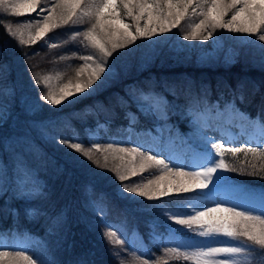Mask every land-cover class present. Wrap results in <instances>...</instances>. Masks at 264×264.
Segmentation results:
<instances>
[{
    "label": "trees",
    "instance_id": "trees-1",
    "mask_svg": "<svg viewBox=\"0 0 264 264\" xmlns=\"http://www.w3.org/2000/svg\"><path fill=\"white\" fill-rule=\"evenodd\" d=\"M2 18L0 95L9 102L10 113L1 129L10 130L13 124L25 126L33 119H41L44 123L40 131L48 133V137L47 142L34 140V145L27 140L0 141V251H27L25 255L31 256L37 264H141L143 260L150 264L158 261L163 264L165 260L168 264H192L182 257L173 259L174 254L166 252L175 247L181 252H190L200 246L194 243V231L171 219L175 214L173 207L189 209L182 204L190 197V192L161 200L130 197L129 193L121 195L117 191L120 181L111 171L121 162L113 159L111 150H104L113 142L117 148L130 146L133 135H128V126L135 129V133L141 128L154 130L159 122H167L198 149L188 134L190 124H197L192 117L197 109L221 116H226L229 110L241 112L258 126H264V42L239 44L235 33L217 29L225 43L237 48L233 61L226 60L222 54L203 59L197 50V40H192L190 45L188 40L176 36L182 29L179 26L171 35L157 34L151 40L141 38L114 52L108 58L113 72L104 87L103 84L91 93L54 105L50 111H39L34 105L27 109L21 105L23 102L15 89L21 63L17 68L11 55L16 53L27 65V71H32L30 81L34 85L38 84L35 73H46L54 66L66 68L50 89L35 87L28 92L36 103L50 104L41 97L49 90L59 93L61 83L77 78L72 72L83 65L79 56L87 54L88 51L81 49L87 42L81 43L82 36L71 38L90 24L63 25L50 32L48 36L68 37L62 40L59 49H49L39 41L25 44L26 50L18 47L14 52L11 46L1 43L8 36ZM202 18L199 16V20ZM186 32L191 30L180 33L184 36ZM166 35H170L171 40L160 43ZM152 41L160 45L150 52ZM152 94L165 96L169 113L166 117L157 116L146 106L145 110L140 108L139 102H146ZM29 110H32L30 115ZM13 116L18 119L12 120ZM91 130L96 131L95 136L88 134ZM73 133L85 140L86 149L91 148L92 160L58 143L61 138L72 137ZM88 140L99 141L100 152L92 148ZM251 142L257 144L253 147H264V139ZM229 147L232 146L225 148ZM225 159L229 164L235 163L230 154H226ZM238 159L243 162L244 155L240 154ZM248 160L258 169L262 164L251 153ZM247 171L252 169L249 167ZM17 174H21L23 181L14 178ZM233 176L260 184L264 190V173L247 175L236 171ZM33 177L41 180L39 187ZM109 226L114 231H124L123 245L108 243L103 234ZM5 237L6 242L2 240ZM14 264L26 262L18 259ZM244 264H264V250L256 248L248 252Z\"/></svg>",
    "mask_w": 264,
    "mask_h": 264
},
{
    "label": "snow or ice",
    "instance_id": "snow-or-ice-1",
    "mask_svg": "<svg viewBox=\"0 0 264 264\" xmlns=\"http://www.w3.org/2000/svg\"><path fill=\"white\" fill-rule=\"evenodd\" d=\"M0 12L15 17L37 13V18L30 21L4 25L8 35L18 40L20 46L43 41L46 46L56 48L57 42L47 39L54 29L69 24H90L85 31H77L71 39L82 36L81 43L87 42L85 48L95 49L100 58L97 60L94 54H81L79 59L84 63L76 72L77 81L74 84L69 81V84L60 88L59 93L49 90L41 97L51 105H60L73 96L78 98V94H86L89 89L94 91L93 85L101 81L102 75L110 70L107 67L108 58L114 52L134 44L138 39H150L157 34L170 32L192 15L203 18L190 25L191 32L184 35L185 40L206 41L212 38L217 29H223L231 33L247 34L264 42V0H0ZM229 15L230 18L226 20ZM126 19H130L131 23L125 22ZM25 31L27 39L24 38ZM81 76L86 78L81 80ZM49 79L45 77V81ZM58 143L88 160L93 159L91 148H85V140L77 133H73L70 138H61ZM88 143L100 152L99 141L88 140ZM114 143H108L104 151L111 150L113 159L121 162L111 169L120 181L121 191L148 200L203 192L215 179H224L216 175L218 171H239L247 175L264 173V147L245 145L225 148L223 142H212L214 155L211 152L208 154L207 162L199 171H185L182 167L170 166L165 159L150 151H141L139 147L117 148ZM249 153L262 162L259 169L248 160ZM226 154H230L235 163L226 162ZM240 154L244 155L243 162L238 159ZM104 158L107 161L108 157ZM249 167L252 171H247ZM150 169H158L161 174L145 183L143 174ZM138 175L141 176V182L132 181ZM126 180L130 183H125ZM171 219L201 237L213 240L223 237L233 242L221 246H195V250L190 252H181L179 247L166 249V252L174 254L173 259L179 260L182 257L185 261H192V264H244L248 252L256 248L264 250V210L260 215H254L218 203L215 207H204L202 210L194 208L191 214L179 211ZM117 231L109 226L103 235L108 243L123 245L124 240L117 235ZM18 259L26 264H37L22 251H0V264H14ZM141 264L150 262L143 260ZM163 264H168V261H163Z\"/></svg>",
    "mask_w": 264,
    "mask_h": 264
},
{
    "label": "rangeland",
    "instance_id": "rangeland-1",
    "mask_svg": "<svg viewBox=\"0 0 264 264\" xmlns=\"http://www.w3.org/2000/svg\"><path fill=\"white\" fill-rule=\"evenodd\" d=\"M38 11L39 9H37V12ZM2 16L4 18H2ZM5 17L8 18L9 22L7 21V18ZM1 18L4 20L3 22H5V25L8 23H12L13 25H15L17 22L23 23L26 21H30L34 18H37V13L34 12V13H31V15H22L19 17H15L7 13L0 12V19ZM229 18H230V15L229 17H226L225 19L227 20ZM125 22L131 23L130 19H126ZM198 22H199V16L192 15L190 19H186L181 22L180 26L182 27V29H180L179 31L182 32V31L191 30L190 25L193 23H198ZM141 26H143V21L141 22ZM173 30L174 29H172L170 32H167L166 34L170 33L171 35ZM216 31L214 32L212 38H210L209 40H206V41L197 40V47H198L197 50H198L199 55L203 59H207L208 56L222 54L225 56L226 60L233 61L232 59L235 56V52H237V48L235 46H231V44L225 43L222 36L219 33H217L219 31L217 32ZM180 32H177L176 36L183 38L184 36ZM186 33H189V32H186ZM25 35H27V31H25ZM170 35H166L163 38V40H161L160 43H164V42L171 40ZM235 36L239 44H241L242 42H247V41H252V42L255 40L257 41L255 37L249 36L247 34L235 33ZM65 38L67 39L68 37L64 36V38H62L61 35L59 34H51L50 36H48L47 39L51 42H57L58 46L56 48L59 49L61 47L62 40H64ZM152 38H155V36H153ZM152 38L147 39V40H151ZM183 41L185 43V40ZM186 42L190 45L192 44V40L191 41L188 40ZM1 43L5 46H11V50L14 52L18 50V47H20V49L22 50H26V48H28V46L26 45L20 46L18 43V40L10 37L9 35L6 36V38H4V41ZM42 45H45L43 41H42ZM151 45H152V48L150 52L154 51L160 44L154 43L152 41ZM48 48L50 49V47ZM81 49L84 51H88L87 54H94L96 59L99 60L100 58L99 54L96 52L95 49H92L90 47L81 48ZM10 59L12 63L17 66V68H18V65L21 63V65L18 68L19 76H18V80L15 83L16 84L15 89L18 90L19 100L20 102L21 101L23 102L21 104L23 108L27 109L28 107H31L34 105V107H36L35 109H38L39 111H50V109L54 105H50L45 102L38 104L36 103V101H34V99H32L29 96L30 93L28 92L35 87H42V88H46L47 90L50 89L51 86L56 83L57 78L63 74V69L66 70V68L63 67V65H61L63 68L54 66V67H51V69H49L48 71H46V73H40L39 75L35 73V75H37V79L40 82L37 85H34L30 81V76H32L33 73L32 71H27V65L23 63L24 61L22 62V60L16 53H13ZM113 65H114V62H113ZM107 67L110 70L102 75L101 81H97V84L93 85V89L100 88L103 84H104L103 85L104 87L109 82L107 78L111 76L113 69L112 67H109V65H107ZM113 68L115 69V67ZM76 72L77 70L72 73L76 75ZM45 77H49L50 79L45 81ZM85 78L86 76H81L79 79L83 80ZM0 79H1V76H0ZM106 80L108 82H106ZM76 81H77V78L71 82L72 84H74ZM65 84H69V81L61 83L60 88L63 87ZM5 90L7 92L8 88H6ZM91 92H93L92 89L87 90V93H91ZM82 95H85V94L84 93L78 94V97ZM76 97L77 96L70 97L69 100L75 99ZM69 100H65L63 102H67ZM139 105L141 109H143L145 106L148 107L149 109H153L156 112L157 116L160 115L161 117H164V116L166 117L167 114H169L168 109L166 107V99L164 95L159 96V95L152 94L151 97L148 100H146V102L145 101L139 102ZM145 109L146 108H144L143 110ZM207 112L208 114L213 113L210 110ZM9 113H10L9 112V102H7L0 95V132L2 134L0 137V141L2 140V143L4 142L9 143L11 141L15 143H20L22 141L27 140L33 143L34 145L35 144L33 142L34 140L37 142H41V141L47 142L48 133H44L40 131V128L42 124L44 123L42 122L43 120L41 119L40 120L33 119L31 123L26 124L25 126L13 124L12 129L10 130L1 129V125L4 123L7 117H9ZM30 113H32V110H29L27 112V114L29 115ZM216 115L218 114L216 113ZM232 116H234L235 119H232ZM36 117H39V116H36ZM193 117L194 118H199V117L206 118L207 117L208 119H210L209 116H203L199 114L198 112L194 114ZM16 119H18V117L13 116L12 120L16 121ZM225 120H226L225 123H227L228 121L231 122L228 127V129L231 131L236 130L235 128L236 123H238V129H243V131L245 130L244 132H246L247 136L252 135L254 136L253 139H255L256 137L257 141L260 140L259 136H262L264 138V126H258L255 123V120L248 119L247 115L244 113H241V112L236 113V112L229 110L226 113ZM163 124L165 125L168 123H161L157 127V130L155 131L154 134L145 133L146 130L139 131V133H137L136 136L132 137L133 140H130V142L133 145L131 144L130 146H125L124 148L132 149V148L139 147L141 151H150L151 154L158 155L161 158L165 159L166 162H168L170 166L182 167L185 171H191V170L199 171L201 166H203L207 162L208 154L211 152L214 155L215 150L212 149L211 147L212 142H216V143L223 142L225 144V147H227L228 145L232 147L233 146L240 147V146H245V145L249 147H253L254 145H257V144H253L251 142L252 140H249L248 138H243L244 137L243 135L239 137L234 136V135H237V133L235 132H234V135L232 136V139L223 140L222 139L223 137L227 138L225 135L218 133L217 136L219 137H217L216 135L213 134L214 131L211 128L207 129L203 126V124H200L197 121L196 125L190 124L192 125V127H190V129L188 130V134L192 137L191 139L198 146V149L195 150L194 147L190 145L187 138H183L179 136V140L177 141L176 140L177 131L175 129L170 128L168 125H165L166 129H164ZM254 124H256L257 127ZM223 129L227 130L226 125H223ZM132 132L133 131L130 130L129 133H132ZM202 133H205V134H202ZM88 134L95 136L96 131L91 130L88 132ZM214 138L218 141L213 140ZM188 169H191V170H188ZM145 174H147V172L143 174V182L146 183L148 179H154V177L157 175H160L161 172L158 169H150V172L147 175ZM216 175L219 177H223L224 179L222 180L215 179L214 183L210 184L209 188L204 190L203 192H200V191L190 192L189 193L190 197L182 204V205L187 206L189 209L183 208L181 206H176L172 208L174 213L183 211L185 214H191L194 208L196 210H202L204 207H215L219 203L221 204V206H224V207H227L225 204H228L231 206L233 205L236 206L238 210L255 212L254 215L261 214L262 210H264V190L262 189V187H260V184L251 183L245 179H236L233 176L232 171H218ZM20 176L21 174H17V176H14V178L21 180L22 178ZM33 179L36 180L35 184L39 187L41 184V180L39 178L35 179L34 177ZM132 180L135 182H141V176L136 177V178L134 177L132 178ZM117 191L121 195L126 194L121 191L120 184L117 187ZM129 196L131 197V196H136V195L129 193ZM176 203H179V202H176ZM176 208H179V210H175ZM185 210H188V211H185ZM117 235L121 238H124L125 233L124 231L123 232L117 231ZM5 239L7 238L6 237L2 238L4 242H6ZM133 241H134V238H133ZM195 241L196 242L194 243L200 246H206L208 244H214L215 246H221L224 244L233 243L227 238L220 237V238H216L213 240V239L201 237L197 235L196 233H195ZM21 248L24 249L25 247H23V245L21 244ZM26 252L27 251H25V253Z\"/></svg>",
    "mask_w": 264,
    "mask_h": 264
}]
</instances>
